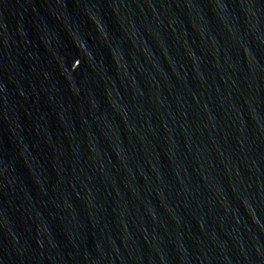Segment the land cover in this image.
Masks as SVG:
<instances>
[{
  "label": "water",
  "instance_id": "95a60500",
  "mask_svg": "<svg viewBox=\"0 0 264 264\" xmlns=\"http://www.w3.org/2000/svg\"><path fill=\"white\" fill-rule=\"evenodd\" d=\"M0 264H264V0H0Z\"/></svg>",
  "mask_w": 264,
  "mask_h": 264
}]
</instances>
